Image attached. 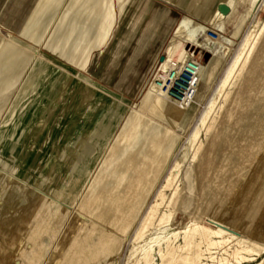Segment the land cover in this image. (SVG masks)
Instances as JSON below:
<instances>
[{"label":"rangeland","instance_id":"374dc122","mask_svg":"<svg viewBox=\"0 0 264 264\" xmlns=\"http://www.w3.org/2000/svg\"><path fill=\"white\" fill-rule=\"evenodd\" d=\"M179 1L189 5L193 11L207 15L215 0H210L209 5L206 4L208 0ZM226 1L229 4L234 0ZM247 5V0L238 4L234 12L226 19L221 32L211 26L216 31L214 34L211 33L212 36L218 39L210 45L208 51L202 50V54L207 53L212 60L202 78L195 102L188 107L187 114L190 119L188 123H183L181 119L170 120L160 111L149 109L154 98L153 95L152 99L146 100L150 84L153 80H156L158 84L160 82L156 79L161 77L160 73L154 78L159 60L154 65L138 97H136L137 90L108 89L104 87V83L100 82L98 83L102 89L92 90L85 82L79 81L82 78L96 81L90 75L71 66L63 58L55 57L44 48V45L37 46L18 34H9L0 29V35L3 38L19 37L26 43L36 46L37 50L46 52L52 57L53 67L57 63L62 64L58 75L53 74L54 72L47 75L46 72L39 73L38 77L32 80L31 88L28 89H31L33 93L28 92L22 100L17 93L22 87L20 83L29 69L30 60L18 65L14 70H0V264H67L70 256L76 252L79 253V262L84 264V258L89 255V250L96 244L99 246L98 230L108 227L109 231H112L110 235L112 237L109 240H116L113 247L108 249L109 244H103L98 254L91 259L87 258L86 261L89 264L126 263L127 252L133 237L148 208L155 202L161 183L170 167L185 151L190 134L197 127L202 112L211 101L212 94L210 90H207V85L216 87L230 65L232 53L239 49L243 35L258 15H264V10L261 9L262 5L264 9V0H260L245 20L237 38L234 39L235 47L231 54L221 63L224 46L230 37L228 32H232L237 22L244 17ZM102 7V3L98 4L95 10H100ZM108 8L113 13V20L108 29L109 34L117 14L115 0H108ZM184 15L201 22L191 14L183 12L178 17L177 23ZM177 23L170 33L162 55L167 54ZM190 28L192 25H189L187 29ZM186 30L181 32L183 38L187 33ZM200 37L197 36V39ZM183 46L186 50L191 49L195 55L197 54L196 46L193 44L184 42ZM198 49L201 50V48ZM262 56L261 67L263 66L264 69V47ZM202 62L204 63V59ZM69 66L75 69L78 80L66 74ZM260 70L261 68L257 70L255 78L245 82L243 89V93H246L245 97L241 99V105L233 106L232 119L230 121L227 119V112L230 110L228 106L220 119L218 131L207 139L203 133V139L206 140V152L200 163L195 164L189 159L181 163L178 171L182 175L180 183L183 193L169 222L170 226L177 231L182 230L198 215L199 217L217 216L220 220L233 221V224H228L232 228L228 236L241 232L252 236L253 239L259 238L261 231L259 230V233L256 230L258 231V226H264V189L258 188L264 181V175L260 176L262 172L256 173L261 171L259 163L264 162V89H261ZM160 72L164 71L160 69ZM165 73L168 76L171 74ZM106 76L113 77V75ZM126 76L129 80L132 79V75ZM87 93L91 94L89 101H86ZM121 98L128 102L124 107L120 105ZM166 102L168 105L175 103L168 96ZM165 108L170 109L163 102L159 110ZM134 111L140 116L134 117L133 120ZM24 113L25 117L19 120ZM141 113L146 116H142ZM147 118L151 120L149 125H145ZM101 125L108 126V129L102 128ZM165 126L175 127L177 132L175 134L172 131L169 136L170 142L165 149H174V146L175 149L165 172L160 177L159 185L149 198H146L142 195L145 188L142 176L147 171L143 167L145 153L143 148L150 134L154 130L166 131ZM81 139L86 146L79 148L76 144ZM138 145L142 147L141 154L137 155L138 160L128 158L133 169L131 174L134 177L127 178L125 182L114 180L110 198L106 200L104 195H100L99 189L106 180L105 177L107 178L111 171L130 155L131 150L137 149ZM214 155L218 164L213 159ZM172 206L171 203L166 210H172ZM227 211L232 214L226 216ZM236 219L238 221L235 223ZM48 221L52 229L50 233L44 231L41 234L35 231L33 234L32 238L36 239V247L28 238L22 252L11 250L13 248L11 242L19 233ZM91 228H95L92 233ZM161 232L162 229L154 225L150 226L141 241L142 247L144 246L142 249L145 250L149 246L146 243L149 237H154ZM164 235L163 233L161 236ZM205 235H207L206 238L201 230L198 231L195 239L193 238L195 254L189 258L188 264H212L214 260L225 255L221 244L218 246L215 243L218 238L208 229ZM170 239V248L165 247V241L162 242L161 246L165 252L182 242V234L177 237L171 236ZM63 242L67 247L65 254H63ZM196 245L198 246L195 247ZM228 247L232 250L234 245L230 244ZM41 249H43L41 259L35 258L34 253ZM59 254H63L65 259ZM181 254L185 255V252ZM153 255L154 264L167 263L161 260L160 248L157 244L154 245ZM246 256L249 254L246 253ZM263 259L264 252L260 256L256 255L254 260L246 264H255ZM178 261L176 264H183V259ZM230 264L239 263L232 261Z\"/></svg>","mask_w":264,"mask_h":264},{"label":"bare ground","instance_id":"6f19581e","mask_svg":"<svg viewBox=\"0 0 264 264\" xmlns=\"http://www.w3.org/2000/svg\"><path fill=\"white\" fill-rule=\"evenodd\" d=\"M119 1H121V0H119ZM247 1H248V5H247V9L245 10L246 14L238 22L236 21L237 24L235 25V28L232 31L233 36H237L239 34L245 20L253 12V9L256 7V5L259 3L260 0H247ZM209 2H210V0H208L206 4L209 5ZM241 2H245V0H234L233 2H230L229 4L227 3L231 9V11L227 14L222 13L220 10H216L214 12L212 18H211V23L213 25L212 27H214L215 29H218L221 32L224 28V23H225L226 19L228 17H230V15L237 8L238 4H240ZM261 9L264 10L263 5H262ZM109 12H110V18H111V20H113V13L111 11H109ZM220 22H222V23H220ZM189 25H192V28L187 29V28H189ZM210 29H211V26H208L205 23L199 22V21L193 19L192 17H190L188 15H184L178 21V23L175 27V33L173 34L172 39H171V44L167 48L166 57L161 62V68L160 69L164 72L163 73L159 72L161 77L156 78L158 82L159 81L161 82V83L159 82L160 85L164 84L167 81V78L163 81V79L168 76V74L165 72H170V69L172 68L171 62L174 61L175 57L179 58L180 61H185L187 59V57L190 56V54L187 51L188 49L186 50V48L183 46L184 42L191 43L198 48H201V49L208 51L210 45H212V43L218 39L217 37L214 38L212 36ZM185 30L187 33H186L185 37L183 38L181 32H184ZM107 34H108V30L104 32L103 36H100L99 41L95 44L101 45V43H103L105 36ZM194 34H196V35H194ZM197 36H201V37L199 39H197ZM228 39H229L228 43L224 46L223 59H220L221 63L223 62V60L227 59V57L231 54V51L235 47V40L231 37H228ZM263 47H264V15L260 14L256 17V19L252 22V24L249 27V29L247 30V32L243 35V38L241 39V42L239 45V49L235 53H232L230 65L227 68L224 76L221 78L220 82L216 85L215 88H212L211 84L207 85V90H210V92L212 94L211 101L209 102V104L205 108V110L202 112L197 127L190 134V136L187 140L186 146H185V151L173 163V165L168 170L164 181L161 183V186H160V189L158 190L155 202H153L150 205V207L148 208V210H147V212H146V214H145V216H144V218L140 224V227L138 228V230L136 231V233L133 237V241H132L131 246L129 247V250L127 252V258H126L125 264H154L153 250H154V245H156V244L160 248V255L159 256L161 257V260L163 261V263H165L167 261V263H165V264H176L179 259H183V264H188L189 258H191L193 254H195L193 251V247L195 245V241H193L195 239L194 237L196 236L198 231L202 230L204 232V236L206 238V236L208 235V233H207V235H205V232L207 229L214 236H216L218 238V240H216L215 243H217L218 246H219V244H221V246L224 250L223 252H225L224 253L225 255H223L221 258L214 260L215 262H213L212 264H230L232 261H237L239 264H246L247 262L254 260L256 255L260 256L264 252V226H260V227L258 226V231L255 229L256 232L260 233V231H261V233H260L258 239H253V238H251L252 236L250 237V236L245 235L241 232L237 233V234H233L231 236H228L227 234L232 232V228L228 224H233V221L231 219L220 220L219 218H217V216L199 217V215H198V217H196L193 221L189 222L180 231H177L176 229L172 228L170 226L171 224H169L171 218L174 215V209L177 206V204L180 202L181 197H182V193H183V187L181 186V183H180V180H182V175L178 171L181 163L185 159H189L195 164L200 163L202 156L206 152V140L203 139V133L205 134V138L207 139L208 136H210V135H212L218 131L220 119H221L223 113L227 110L228 106H230V110L227 112V119L229 121L232 119V116L234 114V110H232L233 106L237 107V106L241 105L242 102H240V101L243 97H245L246 93L245 94L243 93L245 82L246 81L249 82L250 80L255 78V76H256L255 74H256L257 70L261 67L262 59H263V56H262ZM261 57H262V59H261ZM28 60H30V66H29V69L26 71V73L24 74V76L21 80L20 84L22 85V87L19 89V91L17 93L19 95V98L21 97V100L25 96L28 95V92L33 93V91L31 89L30 90H28V89L31 88V86L33 84L32 80L36 79L38 77L39 73H41V72L45 73L46 72V75H47L50 72H54L53 74L58 75V73L60 72V70L62 68V64L57 63L53 67L51 65V62H52L51 56H49L44 51L37 50L36 46L34 47V46L26 43L25 41H23L19 37H15V36H9V37H5V38H3L2 36L0 37V70L1 69H3L4 71L9 70V69L14 70L18 67V65H20L23 62L28 61ZM211 60L212 59H209V55H208L204 59V63H201L202 67L200 68V71H199L200 72V80H199L198 88L200 86L202 78L204 77L206 69L209 66ZM74 70L75 69L73 67L69 66V70L66 74L74 76V80H78L77 73ZM79 81L85 82L89 89H92V90L93 89H102V86H100V84L98 82L94 81L93 79L82 78ZM155 81L153 80L152 83L150 84V87L148 89L149 92H148V95L146 97V100H150V99H152L151 96L154 95L153 101L150 104L151 106L149 109L154 110L156 112L160 111L162 115L167 116L168 119H170V120L181 119V121L183 123L184 122L188 123L190 120L188 117V114H187V111L189 108L181 109L176 103H174L173 105H168L166 102L167 101V93L165 92L163 86H160ZM6 87H7V85H6ZM198 91L199 90L197 89V93H198ZM196 96H197V94H196ZM89 100H91V94L87 93L86 101H89ZM119 102H120V105L122 107H124L128 104L127 100L124 98L119 99ZM163 102L170 109L165 108L164 110H159V106H161V104H163ZM134 112H135V114H133L132 119L134 117L140 116L139 114H137L138 112H136V111H134ZM141 115L146 116L143 113H141ZM24 117H25V113L20 117L19 120L23 119ZM147 120L148 121H145V125H149L151 122V120L149 118H147ZM139 123H140V121H139ZM139 125H141V124H139ZM101 126H102V128L108 129V126H106V125H101ZM172 131H173V133L177 134L175 127H172V126L166 127V131H164L163 129H160L158 131L154 130V132L150 134L145 148H143V149H145V153L143 155V167L145 169H147V171L142 176L143 177L142 182L145 186V188L142 191V195L145 196L146 198H149L151 193L159 185L160 177L165 172L167 163L169 162V159L171 158L173 151L175 149V146H174V149H165L166 145H168V143L170 142L171 137H169V136L172 134ZM178 135L180 136L181 134H178ZM76 145H77V147L82 148V147L86 146V143L83 141V139H81ZM141 149H142L141 145H138L137 149L134 148L133 150H131L130 155L127 158H125V160L123 162H120L115 167V169L113 168L114 170L111 171V173L109 174L110 177L109 176L107 178L105 177L106 180L104 181L103 185L99 189H100V195H104L106 200H108L110 198L112 183L114 180L118 179L121 182H125V180L127 178L134 177V175L131 174V170H133V169H131L132 167L130 166V164L128 162V158L130 157V158H134V159L138 160L137 155L141 154V152H142ZM236 156H237V154H236ZM258 166H260L261 171H256V173L262 172V174L260 176L264 175V162L259 163ZM117 175H118V177H117ZM137 175H138V173H137ZM140 175H142V174H140ZM142 182H140V183H142ZM140 192H141V190H140ZM129 195H128V197H129ZM115 199H113V200H115ZM142 199H140V200H142ZM89 202H90V200H89ZM171 203L173 204L172 210H166L167 207L168 208L170 207ZM184 204H185V202H184ZM185 206H186V204H185ZM93 207L95 208V205ZM119 207H120V205H119ZM137 208H138V205H137ZM118 211H120V210H118ZM208 211H209V209H208ZM135 214H137V213H135ZM230 214H232V212L227 211L226 216H230ZM93 215H94V213H93ZM86 217H88V216H86ZM126 219H128V218H126ZM124 220H125V218L123 219V221ZM131 222H133V221H131ZM120 223H121V221H120ZM205 223H207V224H205ZM94 224H95V222H94ZM111 224H112V222H111ZM128 224H130V222H128ZM152 225L156 226L158 229H162V232L159 233L158 235L154 236V237H149L148 241H146V243H148L149 246L145 250H143L142 248H144V246L142 247L141 241L144 237L145 232ZM108 228H106L104 230H98L97 236L100 239L99 246H97V244L95 246L92 245L93 248H91L89 250V255H86L84 258V264H89V262L87 263L86 259L89 257H90L89 259H91L94 256H96V254H98V252L101 249V247L103 246V244L108 243L109 244L108 249L113 247L116 240H114L115 242L113 240H109V238L112 237V236H110L112 231L110 232ZM93 229H95V228L90 229L91 233H92ZM51 230L52 229L50 228V222L49 221L45 222V223H39L35 227L27 228L24 232L19 233L13 239V241L11 242L13 245V248L11 250L14 249L16 252L17 251L22 252L23 245L25 244V242L28 238L31 239V241H32L31 243H33V245L35 246L36 245V239L32 238L34 236L33 235L34 232L36 231V232H39L42 234V232H44V231H47L50 233ZM125 230H127V229H125ZM163 233L165 235L161 236ZM179 234H182V242H180V244H178L177 246H174L171 249H168L165 252L161 246L162 242L165 241L166 242L165 247L170 248V244H169L170 243L169 241L171 240L170 237L171 236L177 237ZM201 234H202V232H201ZM172 240H174V239H172ZM196 243H198V242H196ZM200 243H202V242H200ZM211 243H212V241H211ZM230 244L234 245V248L232 250L228 249L229 248L228 246ZM197 246L198 245H196L195 247H197ZM213 246H214V243H213ZM62 247H63V254H65L67 247L64 244V242L62 243ZM58 248H60V247L58 246ZM183 251L185 252V255L181 254ZM246 253H248L249 256H246ZM42 254H43V249L35 252L34 257L41 259L40 256ZM63 254H59V256H61L63 258ZM201 254H202V252H201ZM78 255H79L78 252H76L75 254H72L69 258V262H66V263L67 264H82L78 260V257H79ZM197 256H198V254H197ZM63 259H65V258H63ZM29 260L31 261L32 258L30 257ZM190 262H192L191 259H190ZM255 264H264V259L257 261Z\"/></svg>","mask_w":264,"mask_h":264},{"label":"crops","instance_id":"0c3cea01","mask_svg":"<svg viewBox=\"0 0 264 264\" xmlns=\"http://www.w3.org/2000/svg\"><path fill=\"white\" fill-rule=\"evenodd\" d=\"M101 3L102 9L95 10ZM224 3L226 0H215L210 12L201 15L179 0H115L117 14L111 31L103 44L96 45L112 22L108 0H0V29L37 46L44 45L55 57L108 89L137 90L138 97L178 17L187 12L213 26L211 18ZM228 34L237 38L232 32ZM202 50L196 47L201 63L208 56ZM260 68L263 90L264 69ZM126 75H132V79ZM213 159L218 164L215 155ZM258 188L264 189V181Z\"/></svg>","mask_w":264,"mask_h":264},{"label":"built area","instance_id":"2783aa9c","mask_svg":"<svg viewBox=\"0 0 264 264\" xmlns=\"http://www.w3.org/2000/svg\"><path fill=\"white\" fill-rule=\"evenodd\" d=\"M210 30L213 33L216 32L212 28ZM187 51L190 56L187 57L185 61H180L179 58L176 57V59L171 62V74L167 77V81L164 83L165 85L161 84L167 96L181 109H186L194 103L200 80L199 71L201 62L196 57L194 51H191V49ZM161 62L160 60L158 61V67L154 78L160 72Z\"/></svg>","mask_w":264,"mask_h":264},{"label":"water","instance_id":"95a60500","mask_svg":"<svg viewBox=\"0 0 264 264\" xmlns=\"http://www.w3.org/2000/svg\"><path fill=\"white\" fill-rule=\"evenodd\" d=\"M219 10L224 14H227L231 11L230 6L227 3L221 4ZM211 33L213 32L211 31ZM164 59H165V55H161L160 61H163Z\"/></svg>","mask_w":264,"mask_h":264}]
</instances>
